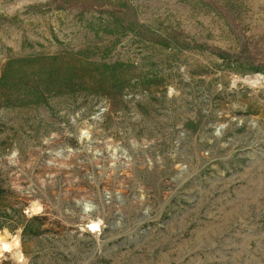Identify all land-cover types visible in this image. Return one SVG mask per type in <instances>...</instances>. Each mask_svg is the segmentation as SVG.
I'll return each mask as SVG.
<instances>
[{
    "label": "rangeland",
    "instance_id": "374dc122",
    "mask_svg": "<svg viewBox=\"0 0 264 264\" xmlns=\"http://www.w3.org/2000/svg\"><path fill=\"white\" fill-rule=\"evenodd\" d=\"M0 264H264V0H0Z\"/></svg>",
    "mask_w": 264,
    "mask_h": 264
},
{
    "label": "bare ground",
    "instance_id": "6f19581e",
    "mask_svg": "<svg viewBox=\"0 0 264 264\" xmlns=\"http://www.w3.org/2000/svg\"><path fill=\"white\" fill-rule=\"evenodd\" d=\"M20 254H18V256H19ZM21 256V255H20ZM18 258V257H17ZM20 258V257H19Z\"/></svg>",
    "mask_w": 264,
    "mask_h": 264
}]
</instances>
